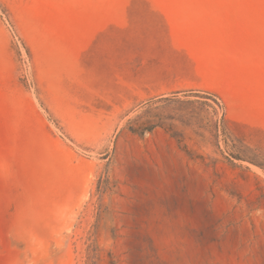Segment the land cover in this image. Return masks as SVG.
<instances>
[{
  "label": "rangeland",
  "instance_id": "obj_1",
  "mask_svg": "<svg viewBox=\"0 0 264 264\" xmlns=\"http://www.w3.org/2000/svg\"><path fill=\"white\" fill-rule=\"evenodd\" d=\"M0 264H264V0H0Z\"/></svg>",
  "mask_w": 264,
  "mask_h": 264
}]
</instances>
